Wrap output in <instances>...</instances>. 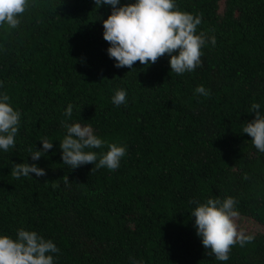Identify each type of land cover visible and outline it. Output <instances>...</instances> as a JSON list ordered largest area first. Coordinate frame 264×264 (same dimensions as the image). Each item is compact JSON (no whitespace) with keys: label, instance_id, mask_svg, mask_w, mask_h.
<instances>
[{"label":"trees","instance_id":"1","mask_svg":"<svg viewBox=\"0 0 264 264\" xmlns=\"http://www.w3.org/2000/svg\"><path fill=\"white\" fill-rule=\"evenodd\" d=\"M29 3L17 28L0 26V95L20 113L14 147L0 149V235L35 231L60 250L49 253L54 264H264V153L242 131L253 103L264 115V0H175L201 17L196 34L207 38L201 65L182 75L168 55L115 67L103 38L110 5ZM201 85L210 96L195 92ZM121 89L126 102L117 106ZM63 121L126 147L119 168L64 164ZM45 138L53 148L33 161L30 149L42 150ZM107 150L86 149L97 163ZM26 162L46 175L14 178V164ZM229 196L238 231L253 239L219 261L191 213Z\"/></svg>","mask_w":264,"mask_h":264},{"label":"clouds","instance_id":"2","mask_svg":"<svg viewBox=\"0 0 264 264\" xmlns=\"http://www.w3.org/2000/svg\"><path fill=\"white\" fill-rule=\"evenodd\" d=\"M99 8L103 5L112 7L111 14L103 20V38L109 43L107 53L116 61L115 67L132 69L136 62L147 66L164 56L170 57L172 72L182 75L194 71L201 65L202 47L206 44V34H196L197 26L201 24L200 16L178 10L175 0H135L134 3L117 7L120 0H94ZM30 7L29 0H0V26L7 25L15 29L20 19ZM212 45L216 43L215 36L210 38ZM2 86V82H0ZM195 92L205 97L210 92L204 86H198ZM125 90H117L112 97L113 104L119 106L126 102ZM7 94L0 95V149L5 152L14 147L15 137L20 123V113L10 105ZM260 104L253 103L250 112L255 118L243 127V133L252 138L254 147L264 153V115L260 112ZM73 106L68 105L65 115L71 116ZM66 135L60 141L64 164L75 169L81 165L93 164L96 169L107 168L115 171L120 166L121 158L126 154V147L116 143H108L94 134L90 125L62 122ZM107 144V152L98 154L86 149H99ZM42 150H31L33 161H37L42 153L53 148V143L47 138L42 141ZM93 170V169H92ZM45 176V170L35 163L14 164L12 176L16 179ZM247 179V176L244 177ZM69 182L64 177V183ZM58 185L53 184V187ZM190 203H197L190 201ZM237 201L233 197L208 199L206 203H197L191 213L195 218L197 236L202 238V245L209 255H214L219 261H227L234 245L243 246L251 242L252 236L239 232L235 223L239 213L235 208ZM60 250L51 241L38 235L35 231L19 229L17 238L0 235V264H54L49 253ZM142 264V262H140Z\"/></svg>","mask_w":264,"mask_h":264}]
</instances>
